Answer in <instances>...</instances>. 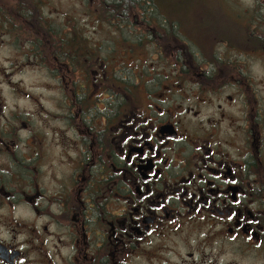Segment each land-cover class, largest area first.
<instances>
[{
	"label": "flooded vegetation",
	"instance_id": "obj_1",
	"mask_svg": "<svg viewBox=\"0 0 264 264\" xmlns=\"http://www.w3.org/2000/svg\"><path fill=\"white\" fill-rule=\"evenodd\" d=\"M164 3L0 0V264H264V45L123 62V31L168 51ZM23 69L53 80L51 107Z\"/></svg>",
	"mask_w": 264,
	"mask_h": 264
},
{
	"label": "rangeland",
	"instance_id": "obj_2",
	"mask_svg": "<svg viewBox=\"0 0 264 264\" xmlns=\"http://www.w3.org/2000/svg\"><path fill=\"white\" fill-rule=\"evenodd\" d=\"M230 4H234L239 7L231 9L229 4L224 0H165L164 4L160 6L159 17L165 15L170 20H175L177 27L170 25L168 29V35L170 36L169 43L167 45L168 51L159 55L154 53V47L150 43L160 47L155 42H149V39L143 38L142 42L137 43L140 32L145 29L140 28L137 34L123 31V36L130 42L131 51L129 53H122L121 59L128 65L135 64L139 67L142 64L157 65V64H174L176 58V49L183 50L186 47H206V49H212L220 46L221 42L218 39L229 37L231 39L236 38V42L241 45L239 49H251L255 50L258 47L257 41L254 38L259 36L260 33H264V2L260 0L258 4H255V0H226ZM258 6V7H257ZM249 10L253 17L257 18L255 26L257 30H254L252 23L251 29H247L246 32H250L247 39H244V18L251 15L244 9ZM262 15H260V14ZM253 20V19H252ZM154 26V24H152ZM96 25L92 22V30ZM175 31L178 37H174L171 33V29ZM110 31V30H109ZM115 34L110 33L108 37V47L111 48V41L115 39ZM217 37L218 39H216ZM260 38L263 36H259ZM240 41H245L241 43ZM227 41V40H224ZM228 42V41H227ZM136 43V45L134 44ZM201 44V45H200ZM113 46V45H112ZM181 46V47H180ZM118 48H124L125 43L119 42ZM238 48V47H236ZM144 49L152 52L153 54H147ZM164 49V48H163ZM259 50V49H258ZM258 50L254 52L257 53ZM14 50L7 46L0 48V62L2 57L12 58ZM251 64V70L256 77L262 75V66L264 65V53L258 52L253 56ZM3 62V61H2ZM136 62V63H135ZM3 63L9 64L5 61ZM130 74V71H124V74ZM13 80L17 81L21 88H28L33 93H37L41 96L42 102L46 107H51L52 97L54 92L53 80L46 77L42 69H23V71H14L11 74ZM10 97V95H8ZM50 124H53L52 122Z\"/></svg>",
	"mask_w": 264,
	"mask_h": 264
},
{
	"label": "trees",
	"instance_id": "obj_3",
	"mask_svg": "<svg viewBox=\"0 0 264 264\" xmlns=\"http://www.w3.org/2000/svg\"><path fill=\"white\" fill-rule=\"evenodd\" d=\"M127 1V3L128 2H130L131 0H125V2ZM157 1H165V0H157ZM260 0H257V4H258V2H259ZM263 2H264V0H262ZM227 4H229L230 6H236L235 5V3L234 4H230V3H227ZM114 6V5H113ZM110 6L109 8H108V10L109 11H111V12H114V11H121L122 9H125L126 8V5L124 4V5H118V6ZM116 7V8H115ZM258 7V6H257ZM263 7H264V4H263ZM155 9H156V11H158V8H160V6H155L154 7ZM236 8H238V7H236ZM236 8H233V9H236ZM232 9V10H233ZM249 10H251L250 8L249 9H244V11H246V12H249V14L251 15V17H252V26H253V28H254V30H257V27L255 26L257 23H259L258 21H257V18H255V17H253V15H252V13H250V11ZM260 14V13H259ZM260 15H262V14H260ZM157 17H159V14H158V16ZM248 17V16H247ZM159 19V20H158ZM157 19V21H156V24H154L155 25V27H158L159 29H160V31L161 32H164L169 38H170V36L168 35V32H169V28H170V25H172L173 27L176 25V21L175 20H170V18L168 19V17L167 16H165V17H159ZM177 26H178V22H177ZM177 26H175V27H177ZM173 29L174 28H172L171 29V33L173 34V36L176 38V37H178L176 34H174L175 33V31H173ZM133 34V33H132ZM157 34H159V32H158V29H157ZM143 36H150L148 33H145V34H139V40L142 42V40H143ZM256 39L255 40H257V41H259V43L261 44V45H264V36L263 37H259V36H257V37H255ZM149 42H157V43H159V39H158V36H155V37H149ZM201 45V44H200ZM189 47H191L190 45H189ZM191 48H194V47H191Z\"/></svg>",
	"mask_w": 264,
	"mask_h": 264
}]
</instances>
